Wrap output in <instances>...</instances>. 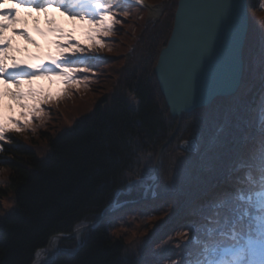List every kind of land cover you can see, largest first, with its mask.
I'll use <instances>...</instances> for the list:
<instances>
[{
  "label": "trees",
  "instance_id": "obj_1",
  "mask_svg": "<svg viewBox=\"0 0 264 264\" xmlns=\"http://www.w3.org/2000/svg\"><path fill=\"white\" fill-rule=\"evenodd\" d=\"M146 1L163 3L156 22L146 18L141 6L121 3L130 16L121 17L123 23L106 38L103 51L110 57H131L103 70L104 93L93 97L89 111L72 128H36L23 139L10 133L14 143L0 144V264H32L53 236L72 234L93 222L78 239L63 241L51 264H167L176 259L196 264L212 258L217 245L220 258L221 250L235 242L233 235L243 242L248 230L254 234L257 192L264 191V157L258 151L264 127V0H247L249 28L239 91L181 118L175 140L160 155L159 183L150 198L157 154L177 124L153 68L169 38L178 0ZM118 36L124 46L114 47L121 41ZM106 62L89 58L92 71L78 89L71 86L75 95H87L98 84ZM129 105H137L136 111ZM196 136V154L178 152L184 140ZM170 149L180 155L175 164V153L163 161ZM227 194V201H221ZM5 203L10 205L7 212ZM124 203L125 209L107 215ZM217 203L223 207L214 208ZM130 212L138 213L139 225L132 218L117 223ZM137 227L149 233L131 246L128 236Z\"/></svg>",
  "mask_w": 264,
  "mask_h": 264
},
{
  "label": "snow or ice",
  "instance_id": "obj_2",
  "mask_svg": "<svg viewBox=\"0 0 264 264\" xmlns=\"http://www.w3.org/2000/svg\"><path fill=\"white\" fill-rule=\"evenodd\" d=\"M6 2L8 0H0V5ZM122 2L133 5L141 4V0H11V8L0 10V142L14 143L10 133H21L27 129L35 120L42 118V114L46 111L44 107L46 104L62 97L70 85L79 87L80 80L87 79V73L92 71L88 63L89 58L105 48L107 37L118 32L116 25L123 23L121 17L130 16V12L121 7ZM190 2L197 4L210 2L215 8L212 25L203 33L200 46V54L203 56L215 46L221 26L232 15V0H190ZM181 3L182 0H180L179 11L175 17L173 37L165 51L171 48L174 37L179 35L182 30ZM19 10L27 13L35 12L38 15L47 14L50 11L60 12L61 15L67 16L73 22L88 25L83 37L84 42L75 40L71 32H65L62 28L55 27L56 21L49 17L46 23L53 26L49 28V33L55 37L50 43L57 49V53L49 55L45 62L35 59L32 62L18 60L15 55L11 54L13 37L19 36L27 43L36 45V41L27 34L26 30L18 31L13 27L18 23L15 15ZM10 27L12 28L11 35L5 36ZM36 32L42 37L46 35L39 28L36 29ZM158 70H161L160 63ZM198 70V62L186 65L183 64V61L181 62L182 100L180 107L182 108L189 106L194 98L192 78ZM38 77L59 82L65 87L57 97L44 94L31 86L33 80ZM25 85L27 87H24ZM3 86H8L7 90ZM5 99L11 102L7 106L9 112L13 111V107L16 109L14 115H4L5 105L3 102ZM260 124L264 126V95L261 96L260 101ZM258 151L261 157H264V127H262L258 141ZM253 158L254 155H250L249 159ZM135 183H139V181ZM262 183H264V177H262ZM130 186L132 185L130 184ZM228 195L231 194L222 196L221 201L226 202ZM259 195L257 209L259 215L254 217L256 222L254 234L248 230L243 242L237 240L233 235L231 239L235 242L221 250L220 258H216L219 247L217 245L212 249V258L199 260L196 264H264V191ZM213 207H223V203L214 204ZM9 208L10 205L5 203V212ZM150 215H155V213ZM214 215L218 217L219 211H215ZM207 219L209 223H212L211 218ZM227 219L226 217L225 221ZM211 231L209 229V232ZM220 235H224L223 231L220 232ZM167 264H179V261L178 259L169 260Z\"/></svg>",
  "mask_w": 264,
  "mask_h": 264
},
{
  "label": "water",
  "instance_id": "obj_3",
  "mask_svg": "<svg viewBox=\"0 0 264 264\" xmlns=\"http://www.w3.org/2000/svg\"><path fill=\"white\" fill-rule=\"evenodd\" d=\"M179 3L180 0L177 3L169 40L161 49L154 68V74L169 114L172 118L177 119L195 110L208 107L216 98H227L237 93L243 74L242 51L248 31L247 0H232V15L221 26L215 46L210 52L201 56L200 46L203 33L212 25L215 8L210 2L197 4L190 2V0H182L180 8L182 30L179 35L174 37L171 48L165 51L173 37ZM185 21L186 23H184ZM182 61L184 65L193 62L199 63V70L192 78L194 98L186 108L180 107L182 100L180 89ZM159 63L161 70H158ZM129 108L135 111L136 106ZM174 134L165 145L173 139ZM181 147L183 150L192 153L197 151L195 140L185 142ZM86 228H80L71 235L54 236L47 248L54 244L56 246L55 252L50 258H47L48 256L43 258L40 264L52 263L58 255L59 244L63 240L76 237ZM47 252H50L49 249Z\"/></svg>",
  "mask_w": 264,
  "mask_h": 264
},
{
  "label": "rangeland",
  "instance_id": "obj_4",
  "mask_svg": "<svg viewBox=\"0 0 264 264\" xmlns=\"http://www.w3.org/2000/svg\"><path fill=\"white\" fill-rule=\"evenodd\" d=\"M2 6H7V9L11 8L12 7L11 0H8V2L3 4ZM145 14L148 15L147 12H145ZM49 17L53 18L56 21V23L62 24L63 26H65V23H66L68 26H71V27H73V26L77 27L78 26V28H80V24H74L70 21L68 22L67 20H65L66 16L61 15L60 12L50 11L47 14L38 15L35 12L27 13L23 10L17 11L15 18L16 19L19 18V19H18V23L16 25H14L13 27H15L18 31L26 30L27 34L28 33L31 34V32H36L34 25L38 22H42V24L47 25V28L44 31V33L46 35L44 37H42L37 32H36V35L39 36L40 39L42 38L44 41L47 42L46 39H47V37H49V36H47V34L49 32V28L53 27V26H50L46 23V21ZM153 18H154V16H151V14L149 17H147V19H152V20H153ZM263 21H264V18H263ZM254 22H256V21L254 20ZM131 25H133V23H131ZM251 28H252V25H251ZM30 30H31V32H30ZM133 32L134 31L130 32L131 41L133 40V36H132ZM11 33H12V28L10 29V31H8L6 33V36L11 35ZM118 38L121 39V41L118 42L117 45L113 43L114 47H118L119 45L124 46L123 44L125 41L122 39V36L121 37L118 36ZM261 42L263 43V41H261ZM12 49H13V51L11 54L15 55L18 60H22L25 62H32L33 59L43 62V60H42L43 58L47 59L48 56L51 55V52H50L51 49H49V46L45 45V51H44L41 48V46L29 44L25 40L19 38V36L13 37ZM125 53H126V51H125ZM96 54L97 53H95V55L93 57L97 56ZM52 55H54V54H52ZM124 55L125 54H122V56L120 58H117V59L112 58V59L107 60V62H106L107 66L104 65L101 67L102 71L100 72V77H98L99 79H97L98 84H96V86L94 84V86H92V90L90 89L91 91H89V93L87 95H85V94L83 95V93H82L79 95V97H75V92L72 89L68 88V91L62 97H60L59 99H54L44 106L46 111L42 114L41 119L35 120V122L33 124L29 125L28 128L25 129L24 131H22L21 133H11V134L16 135L20 139H23V137L26 133L32 132L33 129H36V128L38 130V129L50 127L51 131H63V130H68V129L72 128V126L75 124L76 120H78L81 116H83L84 114H86V112L89 111V109L92 106L91 102L93 101V97L96 95L99 96L100 94L104 93L106 88L101 85L102 83H105V80H106V78H101L104 76L103 70L110 68V67H114L113 63L116 60L124 59ZM29 56H33V58L31 59V57H29ZM106 74H109V72ZM107 76H108V78L113 77L112 75H107ZM36 83H38V84L41 83V84H39V86L35 87V89L37 91H40L44 94H48V95L53 96V97H57L60 94L61 90L64 89L62 84H60L59 82H53V81H50L44 77H38L37 79L33 80L32 85H35ZM3 87L5 88V90H7L8 86H3ZM24 87H27V85H25ZM100 87H102L103 89ZM94 91L96 93H92ZM3 103L5 105L4 115L5 116L14 115L16 112V109L14 107H13L12 112H9L7 109V106L11 102L8 101L7 99H5ZM87 104H89V105L91 104V105L88 106ZM73 108H77V109H73ZM179 124H180V120H177L176 126ZM178 127L175 131V134L173 133L174 134L173 140H175L174 138L178 132ZM164 149H162V151ZM162 151L157 154L156 161H155V165L157 166L155 169L157 170L158 174H159V169L162 165V163H161L159 166V160H160V155H161ZM174 151L177 152V150L175 148H174ZM178 152L179 153L185 152L184 150H182L180 148V145L178 148ZM173 153H175V152L171 151V149H170L169 153L163 159V161ZM185 153H187V152H185ZM188 153L191 154V152H188ZM175 154H176V156L171 161V162H174V164L176 163V160L178 158H180V155L178 153H175ZM149 158H150V156H149ZM170 159H172V158H170ZM156 162H157V164H156ZM126 206H127L126 203H124L123 205L117 206L114 209L118 212L122 208L125 209ZM140 212H145V210L140 211ZM138 217H139L138 213L130 212V213L125 215V218L123 219L122 222H117V223H123L124 221H127L128 219L132 218V219H136L135 220V222L137 221L136 225H139L140 222L138 221L139 219L137 220ZM152 218H154V217H152ZM155 219H157V218H155ZM152 222H154V220H152ZM83 231L80 232L76 237L80 236L83 233ZM115 233H117V231H115ZM147 234H144V232H142V229L140 227H137L133 231V233H130V235L128 236V241L132 240L129 243V245L134 246L139 241H141L142 237L146 236ZM167 236H170L173 238L176 237L175 233L173 235H171V233H169ZM51 251L52 250H50V252H47V251L41 252L39 254V258H40L39 260L41 261L43 258H45L47 256H48L47 258H50L51 255L53 254V251L52 252ZM37 264H39L38 261H37Z\"/></svg>",
  "mask_w": 264,
  "mask_h": 264
},
{
  "label": "bare ground",
  "instance_id": "obj_5",
  "mask_svg": "<svg viewBox=\"0 0 264 264\" xmlns=\"http://www.w3.org/2000/svg\"><path fill=\"white\" fill-rule=\"evenodd\" d=\"M216 99H219V98H216ZM216 99H214V101L216 100ZM210 106V105H209ZM208 106V107H209ZM72 239V238H71ZM64 241H67V240H64ZM60 245H61V243H60ZM53 247H52V245H50L49 247H48V249L49 250H51ZM55 249L53 248V250L52 251H54ZM52 256V255H51ZM38 261V260H37ZM35 262V261H34ZM39 263H40V261H38ZM35 264V263H34Z\"/></svg>",
  "mask_w": 264,
  "mask_h": 264
}]
</instances>
